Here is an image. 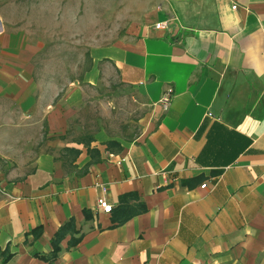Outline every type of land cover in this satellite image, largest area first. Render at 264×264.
I'll return each instance as SVG.
<instances>
[{
  "label": "crops",
  "instance_id": "obj_1",
  "mask_svg": "<svg viewBox=\"0 0 264 264\" xmlns=\"http://www.w3.org/2000/svg\"><path fill=\"white\" fill-rule=\"evenodd\" d=\"M108 3L70 80L0 14V264H264V0ZM102 75L150 107L134 138L76 121Z\"/></svg>",
  "mask_w": 264,
  "mask_h": 264
},
{
  "label": "rangeland",
  "instance_id": "obj_2",
  "mask_svg": "<svg viewBox=\"0 0 264 264\" xmlns=\"http://www.w3.org/2000/svg\"><path fill=\"white\" fill-rule=\"evenodd\" d=\"M91 5L97 10L93 16ZM109 6L108 0H0V14L4 22L24 29L32 40L42 39L46 47L42 58L55 64L52 72L70 80L79 79L88 68L85 61L79 66L94 38L91 27L100 42L122 36L123 26L120 20H112ZM76 16L83 17L82 30L75 28ZM81 84L83 100L76 121L82 124L83 133L92 134L94 125L108 127L109 134L127 140L140 132L150 107L138 100L133 88L105 75L98 86Z\"/></svg>",
  "mask_w": 264,
  "mask_h": 264
},
{
  "label": "trees",
  "instance_id": "obj_3",
  "mask_svg": "<svg viewBox=\"0 0 264 264\" xmlns=\"http://www.w3.org/2000/svg\"><path fill=\"white\" fill-rule=\"evenodd\" d=\"M107 147L108 150L113 151V150H117V151H121L122 150V146L116 142V141H110L107 143ZM91 153H94L93 151H90ZM76 231V229L74 228V221L71 220L70 222H68L67 224H65L62 228H60V230L58 231L56 237L54 238V240L52 241V244L54 246V252L52 254V259H55L58 255V252L60 251V242L61 240H63L66 236L67 233L72 232L74 233ZM79 242V239H75L73 240L71 243L72 244H77ZM7 259L4 258V262Z\"/></svg>",
  "mask_w": 264,
  "mask_h": 264
},
{
  "label": "built area",
  "instance_id": "obj_4",
  "mask_svg": "<svg viewBox=\"0 0 264 264\" xmlns=\"http://www.w3.org/2000/svg\"><path fill=\"white\" fill-rule=\"evenodd\" d=\"M164 26L165 24L158 23L156 25V28L160 29V28H163ZM172 98H173V90L172 88H169L164 92L162 99H161V103L165 110L169 109ZM202 187L206 188V184L202 185ZM98 207L100 210H102L105 213H111L113 209V206L110 203H108L105 198H100L98 200Z\"/></svg>",
  "mask_w": 264,
  "mask_h": 264
}]
</instances>
